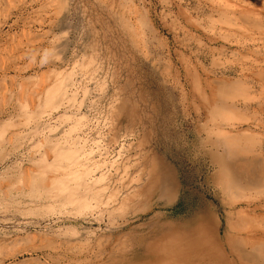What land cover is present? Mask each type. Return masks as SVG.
Returning <instances> with one entry per match:
<instances>
[{
    "label": "rangeland",
    "instance_id": "obj_1",
    "mask_svg": "<svg viewBox=\"0 0 264 264\" xmlns=\"http://www.w3.org/2000/svg\"><path fill=\"white\" fill-rule=\"evenodd\" d=\"M209 250L264 264V0H0V264Z\"/></svg>",
    "mask_w": 264,
    "mask_h": 264
},
{
    "label": "bare ground",
    "instance_id": "obj_2",
    "mask_svg": "<svg viewBox=\"0 0 264 264\" xmlns=\"http://www.w3.org/2000/svg\"><path fill=\"white\" fill-rule=\"evenodd\" d=\"M206 252V253H205ZM217 252H219V250H217ZM217 252H214V251H211V250H209V251H204V252H202L201 254H200V256L199 257H201L202 258V260L203 261H205L206 260V258L207 259H210L209 261H212V259H211V257L215 260V261H217V264H233L232 262H230L224 255H222V254H219V256H218V254H216ZM216 255H217V257H216ZM217 259H216V258ZM208 261V260H207ZM206 262V261H205ZM211 264V263H210Z\"/></svg>",
    "mask_w": 264,
    "mask_h": 264
}]
</instances>
